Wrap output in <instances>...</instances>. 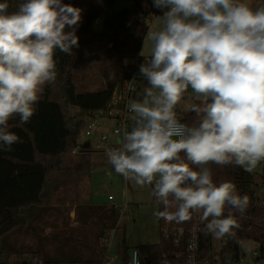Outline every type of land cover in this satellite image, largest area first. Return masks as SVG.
<instances>
[{
  "label": "trees",
  "instance_id": "16d2710c",
  "mask_svg": "<svg viewBox=\"0 0 264 264\" xmlns=\"http://www.w3.org/2000/svg\"><path fill=\"white\" fill-rule=\"evenodd\" d=\"M116 1L0 0V264H32L14 260L21 254L36 257V264H102L106 257V240L118 228L121 207L77 205L78 232L65 228L44 235L37 222L64 184L56 175L90 166L87 150L79 152L74 167L69 165L86 124L72 116L70 108L78 107L83 116L124 108L122 92L142 62L148 21L168 0H133L132 7L120 10L114 8ZM11 17L31 27L33 48L25 44ZM255 36L264 39V0L228 22L218 65L203 67L193 46L161 57L166 74L177 71L168 78H183L186 86L199 88L202 97L189 112L172 104L163 117L164 124L185 122L188 142L169 143L164 125L163 149L178 155L167 157L162 166L173 181L160 205L167 213L160 211L159 242L136 248L141 264H186L185 255L175 254L187 253L197 225L199 259L213 250L217 237L224 258L238 261L244 254L242 243L252 241L264 259V174L247 170L237 155L248 143L251 125L243 82L264 78V49L254 47ZM96 42L109 46L100 68L106 86L79 94L74 69ZM224 95L237 99L224 101ZM138 98L136 92L133 100ZM204 104H217L218 109L205 111ZM196 205L204 208L201 223L195 217ZM172 207L182 227L178 243L162 230ZM30 235L34 244H12ZM122 245L123 264H128L129 248L126 241Z\"/></svg>",
  "mask_w": 264,
  "mask_h": 264
},
{
  "label": "rangeland",
  "instance_id": "374dc122",
  "mask_svg": "<svg viewBox=\"0 0 264 264\" xmlns=\"http://www.w3.org/2000/svg\"><path fill=\"white\" fill-rule=\"evenodd\" d=\"M243 1L169 0L161 12L148 21L149 30L143 44L140 65L146 64L147 58L151 63L147 71L138 69L136 72L137 94L140 98L132 101L134 124L128 134L115 135L116 120L103 115L97 118V127L88 136L85 131L93 118L80 115L76 106L70 108L72 116L86 123L77 143L79 147L89 151L90 166L82 172L74 168L68 176L56 175L64 184L53 195L48 204L50 209L37 222L40 234L48 235L65 228L78 232L74 208L79 204L117 205L125 211L122 212L118 228L109 232L111 241L108 254L111 264L124 263V241L129 248V255L138 246L159 242L160 211L163 209L167 213V209L160 207L163 192L173 183L164 174L166 167L160 166L166 154L163 149V117L172 104L176 109L189 112L194 101L202 97L199 88L186 86L181 78L182 70H179L181 79L178 81L164 77L161 57L179 55L193 46L203 67L218 65L228 20L232 21L241 13ZM172 2L175 3L178 14L171 11ZM132 6L133 0H117L114 4L116 10ZM11 19L17 25L25 44L33 48L31 27L20 26L16 18ZM130 20H134V15ZM253 43L256 49H264V39L259 36L254 37ZM108 48V44L99 42L87 48L85 56L74 69L77 93L105 89L100 68ZM3 72L0 68V73ZM176 73V70H170L168 74L175 76ZM243 88L246 114L251 121L250 132L256 137L253 140L248 138L247 145L239 147L237 155L247 170L264 174V78L245 80ZM222 98L224 101L230 100L228 95ZM215 107L216 104L203 105L205 111ZM104 136L106 139H103ZM168 142L172 144L175 140L168 139ZM79 160V153L72 154L69 165L74 167ZM109 196H113L114 200H109ZM174 211L172 207L167 218ZM89 229L93 231L95 227L90 225ZM35 241L30 235L17 244L12 241V244L31 245ZM258 248L252 241L242 243L247 263L252 262V249ZM213 249H220V238L213 240ZM14 260L32 264L37 262L36 257L31 254L15 256Z\"/></svg>",
  "mask_w": 264,
  "mask_h": 264
},
{
  "label": "built area",
  "instance_id": "2783aa9c",
  "mask_svg": "<svg viewBox=\"0 0 264 264\" xmlns=\"http://www.w3.org/2000/svg\"><path fill=\"white\" fill-rule=\"evenodd\" d=\"M171 11L175 14L177 13V7L175 6L174 2L171 5ZM229 21V20H228ZM146 62V61H145ZM150 61L146 62V64L139 65L138 69L142 71H147L150 66ZM137 72V71H136ZM136 72L126 81L124 90L122 92V97L125 102V106L122 110H108L104 112H96L90 115L92 122L88 125L87 130L85 131L86 135H91L94 128L97 126V118H101L103 115L109 116L110 118H114L116 120V127L114 129L115 135H126L130 132L131 127L134 124V119L132 117L133 108H132V101L134 96L137 92V77ZM164 77H167V74H164ZM218 109V105L216 104L215 109H210V112H214ZM165 134L168 138L174 139L175 142L179 145H185L188 142V126L185 122L182 121H171L165 124ZM255 137L253 132L249 133V138L252 139ZM106 139V136L103 137ZM79 153L78 148L73 150V154ZM177 152H173L171 150H166L165 156L162 158L160 162V166L164 165V161L167 157H175L177 156ZM109 200H114L113 196H109ZM117 206V205H116ZM120 207V206H119ZM121 209H123L121 207ZM125 210L122 212L124 213ZM194 213L198 223L202 222L204 216V208L202 205L194 206ZM176 218V209L172 213V216L167 218L164 221L162 230L165 236H173L176 238V243L179 242L180 236L182 234V227L178 225V222L175 221ZM198 225L194 227L192 230V237L188 243L187 253L182 254H175L177 257L186 256L187 262L186 264H222V260L224 259V264H264L263 259H260V251L258 249H252V262L247 263L245 261L244 254L240 257V259L234 260L230 257L224 258L220 255L219 251H215L214 249L204 258H198V251H199V243H198ZM110 239L106 240L107 246L110 244ZM110 256L107 254L102 262V264H111ZM128 264H141L140 254L137 249H134L132 254L130 255V259ZM167 264H170L167 262Z\"/></svg>",
  "mask_w": 264,
  "mask_h": 264
},
{
  "label": "crops",
  "instance_id": "0c3cea01",
  "mask_svg": "<svg viewBox=\"0 0 264 264\" xmlns=\"http://www.w3.org/2000/svg\"><path fill=\"white\" fill-rule=\"evenodd\" d=\"M169 1V0H168ZM167 1V2H168ZM259 0H244L243 1V7H242V10H241V13L240 14H242V13H247V12H250L251 11V9H252V7L258 2ZM173 3V2H172ZM175 4V3H174ZM177 11H178V9H177ZM175 14H178V13H175ZM238 16V15H237ZM236 16V17H237ZM235 17V18H236ZM234 18V19H235ZM233 19V20H234ZM228 22H230V21H228ZM226 34H227V32H226ZM225 37H226V35H225ZM225 39V38H224ZM224 42V41H223ZM222 48V47H221ZM221 51V50H220ZM197 54V53H196ZM198 55V54H197ZM219 57H220V55H219ZM146 62H148V61H150L148 58L145 60ZM167 78H168V74H167ZM228 96H230V95H228ZM230 99L231 100H233V99H237V96H230ZM258 111L260 112L261 111V109H258ZM97 127V126H96ZM94 130H95V128H94ZM97 130V129H96ZM89 136V135H88ZM255 137H256V135H255ZM255 137L254 138H252V139H250V140H253V139H255ZM168 139H170V138H168ZM122 140L120 139L119 140V142H121ZM81 150H84L83 148H82V146L81 147H79V152L81 151ZM239 159H240V161H241V158H240V156H239ZM241 163L243 164V161H241ZM244 166V165H243ZM260 172V171H259ZM262 196L264 197V188H263V190H262ZM121 207V206H120ZM254 244L255 245H257V247H258V244L257 243H255L254 242ZM244 253V252H243Z\"/></svg>",
  "mask_w": 264,
  "mask_h": 264
},
{
  "label": "water",
  "instance_id": "95a60500",
  "mask_svg": "<svg viewBox=\"0 0 264 264\" xmlns=\"http://www.w3.org/2000/svg\"><path fill=\"white\" fill-rule=\"evenodd\" d=\"M225 263V261H224V259L222 260V264H224Z\"/></svg>",
  "mask_w": 264,
  "mask_h": 264
}]
</instances>
